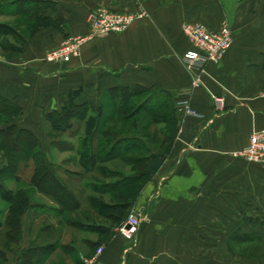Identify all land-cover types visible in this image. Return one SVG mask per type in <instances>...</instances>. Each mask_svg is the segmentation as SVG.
Returning <instances> with one entry per match:
<instances>
[{"label": "crops", "instance_id": "obj_1", "mask_svg": "<svg viewBox=\"0 0 264 264\" xmlns=\"http://www.w3.org/2000/svg\"><path fill=\"white\" fill-rule=\"evenodd\" d=\"M49 1L56 2V15H63L68 27L65 33L43 29L29 40L18 69L28 75L46 73L48 83L36 94L35 85L27 83L29 76L19 73L10 81L16 97L33 92L35 107L49 113L63 109L70 93L80 88L90 89L85 90V104L95 101L99 106L100 97L111 89H139L142 93L135 96L141 98L139 103L169 105L170 112L159 108L153 115L157 121L169 120V125L163 123L168 128L160 132L166 145L155 144L146 134H125L144 143L136 147L137 160L122 162L125 173H119L133 177L141 169L142 175L100 179L106 184L124 181L121 202L130 203L129 215L136 213L142 220L135 241L118 233L117 220L106 210L107 205L118 204L114 193L88 190L84 198L80 195L70 224H60L66 213L61 215L55 202L45 211L29 212L50 219L38 229L44 244L24 235L14 256L6 252L5 264H23L32 248L41 250L40 264H81L99 247L105 252L96 264H227V249L241 244L239 233L255 232L244 241H258L256 233L264 232V220L258 221L264 216V164L247 163L233 154L246 148L254 133L264 131V0ZM99 8L119 13L144 10L147 17L123 34L95 37L82 47L79 58L45 61V54L63 44L68 34L88 35L89 16ZM53 14L48 16L55 21ZM225 22L232 27L234 44L219 65L207 67L201 87H195L200 73L183 61L192 49L183 26L203 24L218 32ZM97 90L101 95L94 100ZM216 99L222 100V107ZM150 154L166 159L146 177L142 159ZM94 199L101 200L102 210ZM27 229L26 222L24 233Z\"/></svg>", "mask_w": 264, "mask_h": 264}, {"label": "rangeland", "instance_id": "obj_2", "mask_svg": "<svg viewBox=\"0 0 264 264\" xmlns=\"http://www.w3.org/2000/svg\"><path fill=\"white\" fill-rule=\"evenodd\" d=\"M44 1L46 4H52L50 5L51 8L48 10V15L49 13L54 11L55 14L53 15L56 16L55 21L57 25L56 29H59V31L65 33V29H67L68 23L64 20L63 15H56L58 13L56 2L49 0ZM44 1L0 0V129L7 128L12 125H17L20 129L31 131L39 141L41 149L47 154L48 158L50 159L55 173L65 182L66 185H68L71 190L75 191L77 195H80L81 192H86L85 187L87 184L85 183L87 182L81 181L80 183L79 181L81 179L76 183L69 182V177L68 175H65L64 171L71 172V174H82L86 178L84 180L89 181L91 174L86 172L84 173L82 169H80L78 162L80 161L81 157L75 151V149L84 147V145L92 143L90 141V133L93 132L94 128L98 127L99 125L98 128L104 129L102 128V126L104 125V123H108L106 130L111 132V135H115V137H123L125 136V134L141 133L142 135L146 134L145 137L151 138L152 141L154 140L155 144L161 145L165 142V138L160 135V132L162 129L164 130L168 128L169 120L160 119L164 121H160V123L158 124V121L153 119V115L158 111L156 110L155 112L148 114V112L151 111H148V107L145 106L135 116H129L130 118L133 117L132 119L125 120V115L127 113L132 114L133 111H135L141 98L139 99L135 97H129L128 94H126L127 91H125V88L121 87L111 89L110 91H108V93L102 95L100 97V106L98 102L96 103L94 101L97 100V96L99 97L101 95L99 90H97L96 98H93L94 102L91 103L92 105H95L93 107L94 109H92L93 113L91 116H86L83 118L82 115H77L76 118L72 120V123H70L72 126L71 130L67 128L70 126V124H64L61 126L62 129L55 130L54 124L51 121L47 120V117L45 115L51 112L45 113L35 107V97H33V92L25 93L24 96L20 98L19 96L16 97V92H13L11 90L13 89V84L10 81L12 80V78H16L17 74L22 72H24V74L26 73L25 69H23L22 71L18 69V64H21L24 61L26 46L27 44H29V40L36 36V34H33L32 27L34 21L33 19L38 12L32 11L29 14L20 13V7H26V2L40 4ZM229 26L232 29L230 24ZM68 35L65 40L73 36ZM50 52H47L44 56V59L47 62H50L48 59V54ZM29 74L30 75H28L27 73L25 74V76H29V81L27 83H32V85H35L34 92L37 94V92H39V89L41 91V89L45 87V83H48L47 78L45 79L47 74L37 71H35L34 73L29 72ZM85 90L89 91L90 89L80 88L76 90L81 91V95L77 99L78 104H85L87 102L85 99ZM93 91L94 90L92 89V92ZM122 100L125 101V103L121 104ZM25 101H28V103ZM100 111L103 112L104 118L99 119L98 115ZM166 111H169V109H166ZM78 113H82V111L79 110ZM163 123H167L168 125L164 126ZM93 143L97 145L98 142L94 141ZM10 148L12 149V146L9 147L7 152H1L0 150V168L8 167L9 163H11L13 165H16V170L15 173L11 172L6 174L8 175L7 177H1L0 179H4L1 181V184H3L6 188H9V190L13 191L14 193H16V191L20 189H24L31 196V201L51 206V203H54V201L50 197L41 194L38 190H36V188L32 186L31 179L36 170L35 167H37V162L32 159H23L25 158V156H27L28 153L32 152L31 149L25 147V150L18 151L19 158H13V154L11 153ZM136 155L137 154H135L134 156ZM109 164H100V166L118 172L124 171L125 173V167H123V163L121 161H113ZM7 210L8 205L0 198V212L7 213ZM73 216L74 212H67V214L61 217L62 223H64L66 220L73 219ZM263 217H258V221L264 220ZM4 219L5 217H3V220ZM55 221L58 222V219H56ZM26 222L27 227L28 229H30V231L27 229L26 232L23 233V237L25 235V237L31 242L34 241L35 238H37L38 244H44L45 237L42 236V233L38 234V229L42 225L49 224L50 219L34 216L32 213H30L27 216H24V226ZM239 234L241 236L239 237L242 240L241 244L239 246L229 247L227 249V264H264V242L260 237H258L260 235L264 238V232H257L256 235L258 241L252 243H245L244 240L245 238L252 239L254 237L253 235H255V232H250V234H248L242 231ZM38 235L39 237H37ZM242 236H244V238ZM23 242L24 240L22 241V244ZM5 243H8L7 230L2 229L0 230V247L2 249ZM21 246L22 245L20 243L17 246L10 244L8 249L10 251H7L10 253V255H7L10 257L14 256L15 254L13 255L12 253L15 252L16 249H19V247ZM228 252H231V254L233 255L235 254L234 257L229 256ZM229 257L232 258L231 261L228 260Z\"/></svg>", "mask_w": 264, "mask_h": 264}, {"label": "trees", "instance_id": "obj_3", "mask_svg": "<svg viewBox=\"0 0 264 264\" xmlns=\"http://www.w3.org/2000/svg\"><path fill=\"white\" fill-rule=\"evenodd\" d=\"M30 3L26 2V7H20V13L29 14L32 11H38L34 17L33 21V34H37L43 29H47L50 27L57 28L56 21H54L50 16H48V10L51 8V3L46 4L45 1L43 3ZM139 89L131 91V89H125L126 94L129 97L134 98L142 93ZM143 90V89H142ZM81 91H74L70 93L69 100L66 106L60 111H53L49 114H45L47 120L51 121L54 124L55 130L62 129V125H69L72 123V120L76 118L77 115H82L83 118L86 116L92 115L93 106L90 104H78L77 99L80 97ZM125 103V101H121V104ZM148 107V111L155 112L159 110V108H167L169 109V105H166L165 102H160L158 104L153 105L152 103H139L137 108L133 113L138 114L143 107ZM81 110L82 113H78ZM91 112V113H90ZM170 112V109H169ZM168 112V113H169ZM89 113V115H88ZM129 116L130 113L125 115V120L132 119ZM99 119L104 118L103 112L100 111L98 115ZM169 116L166 117V119ZM14 118V117H13ZM60 118V119H58ZM165 119V118H164ZM12 120V118H11ZM164 121L158 119V122ZM98 124V123H97ZM108 123H104L102 128L98 127L93 129V132L90 133V141L92 142L84 147H79L75 149L76 152L80 155L79 167L85 173H90L91 177L90 183L88 186L86 185L85 190H92L97 193H114V196L118 199V204L113 205H105L106 210L113 213V219L117 220L118 226H121L126 217L129 215V209L131 204L128 202H121V192L123 182H116L113 184L102 183L100 179H137L138 176H141L140 173L133 177H121L118 171H114L112 169H107L106 167H101L100 164H109L113 161H127L128 164H132L136 159L134 155L136 154L137 148L140 147L142 143H144L143 139L136 137L135 139H128L125 137H115V135H111V132L106 130ZM71 130L72 126L70 124L67 127ZM15 131V132H14ZM90 132V131H89ZM111 136V137H109ZM98 142L95 145L93 142ZM140 143V144H139ZM12 146L11 153L13 154V158H19L18 151L25 150V147L31 149V153H28L27 156L23 159H32L36 161L35 172L31 179L32 186L36 188L41 194L50 197L56 204L61 207L60 214L67 212H74L80 207L81 199L84 198L85 193L81 192L80 195H77L75 191L71 190L68 185L55 173L52 167V163L48 158L47 154L41 149L39 141L36 139V136L29 130L20 129L17 125H12L7 128L0 129V150L1 152H7L9 147ZM12 158V157H11ZM166 156H159L156 154H150L142 161L145 164V175L146 177L153 175L155 172L159 170L161 165L163 164ZM134 160V161H133ZM137 160V159H136ZM16 165L9 163L8 167L0 168V178L7 177L8 173H15ZM65 175H68L69 182L76 183L78 180L86 179L84 175L79 173H72L68 171H64ZM78 174V175H77ZM4 179H0V198L8 205L7 213L0 212V230H7V242L3 245V249H0V264H5L7 261L6 252L10 251L9 245H19L21 240L23 239V229H24V216L28 215L29 212L39 213L41 210H47V206L41 203H35L31 201V196L24 189H20L14 193L13 191L6 188L1 181ZM6 180V179H5ZM133 180H131L132 182ZM6 182V181H5ZM42 185V187H41ZM44 185V186H43ZM52 187V188H51ZM116 194V195H115ZM87 200L82 199V202H86ZM96 201V199H94ZM89 202V200H88ZM97 205L100 206L102 210V202L96 201ZM106 210L103 215L109 216ZM39 211V212H38ZM102 211V212H103ZM41 214V213H40ZM6 215V216H5ZM65 214H63L64 216ZM3 217L5 219L3 220ZM71 221V222H70ZM72 223V220H66V224ZM61 225L64 224L60 223ZM9 244V245H8ZM27 257L24 259L23 264H31V260L38 261L40 264V260L42 259V253L39 248H32L27 253ZM82 264V262H81Z\"/></svg>", "mask_w": 264, "mask_h": 264}, {"label": "built area", "instance_id": "obj_4", "mask_svg": "<svg viewBox=\"0 0 264 264\" xmlns=\"http://www.w3.org/2000/svg\"><path fill=\"white\" fill-rule=\"evenodd\" d=\"M147 17L144 10L135 13H117L108 9L99 8L89 16L91 33L88 36H72L62 45L48 54L50 62H68L81 56L82 47L97 36L108 34H123L138 20ZM183 33L190 42L192 49L183 57L186 67L197 73L194 80L195 87H201L202 76L209 65H219L234 44L233 31L225 22L218 32H211L205 25L187 23L183 26ZM217 105L222 107V100L216 99ZM251 164H264V131L254 133L249 144L243 150L233 154ZM141 218L131 213L118 228V233L127 241L133 242L139 233ZM105 249L99 247L92 259H83L82 264H96Z\"/></svg>", "mask_w": 264, "mask_h": 264}]
</instances>
